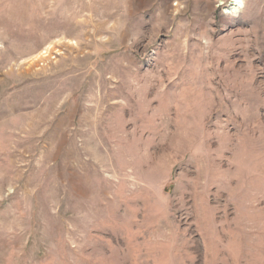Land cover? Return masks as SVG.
I'll list each match as a JSON object with an SVG mask.
<instances>
[{
	"label": "rangeland",
	"instance_id": "rangeland-1",
	"mask_svg": "<svg viewBox=\"0 0 264 264\" xmlns=\"http://www.w3.org/2000/svg\"><path fill=\"white\" fill-rule=\"evenodd\" d=\"M0 264H264V0H0Z\"/></svg>",
	"mask_w": 264,
	"mask_h": 264
}]
</instances>
